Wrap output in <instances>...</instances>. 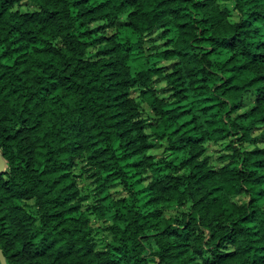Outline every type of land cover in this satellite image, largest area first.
<instances>
[{
    "label": "trees",
    "instance_id": "trees-1",
    "mask_svg": "<svg viewBox=\"0 0 264 264\" xmlns=\"http://www.w3.org/2000/svg\"><path fill=\"white\" fill-rule=\"evenodd\" d=\"M21 1L0 0L7 264H264V145L254 144L264 141V0H30L37 9L25 12ZM123 14L127 33H107ZM156 30L174 32L151 55L168 70L143 49ZM133 55L146 60L135 67ZM157 141L175 156L155 159ZM221 141L229 152L215 167L205 143ZM77 158L102 192L116 182L128 192L97 207L109 219L102 248L81 208ZM166 203L187 209L167 216Z\"/></svg>",
    "mask_w": 264,
    "mask_h": 264
},
{
    "label": "rangeland",
    "instance_id": "rangeland-1",
    "mask_svg": "<svg viewBox=\"0 0 264 264\" xmlns=\"http://www.w3.org/2000/svg\"><path fill=\"white\" fill-rule=\"evenodd\" d=\"M94 2H101L104 0H93ZM225 4H230L229 2ZM19 10L25 12V11H33L37 9V5L30 1V0H23L20 4L16 6ZM126 14L121 15L120 21L117 23L114 27H106L107 33L115 32L116 30L121 31L123 35L127 33L126 29ZM97 24H103L102 22H96L91 23L88 25L89 28H98ZM102 27V26H100ZM119 28V29H118ZM159 32V30H156L152 33H149L144 37V44L143 49L146 54V57L148 58L150 64L153 63L156 66H165V69H169L170 62L168 60L162 59L161 57H151L152 54L156 52H160L165 49L166 47V38H173L174 32L171 30L170 32L166 33V36H162ZM88 56L95 57L94 53L96 50V45H90L88 47ZM146 60L144 57H139L138 55H133L132 61L135 67L141 66L143 62ZM154 85L160 89L165 88V83L162 79H154ZM167 95V93H164ZM132 95L136 96L138 95V90L134 89L132 91ZM251 99V96L249 97ZM144 117L149 118L150 111L145 107ZM258 146H263L264 141L262 139H258L257 142L254 143ZM227 141H221V142H208L205 143V150L204 155L208 156L209 162L215 166H221L222 162L220 159V156L222 154H225L229 152L228 149H226ZM253 144H246L245 147L251 148ZM152 156L155 157V159H160L161 157L167 159L172 158L175 156L174 154L170 153L169 151L165 150V143L163 141H157L154 145V147L149 151ZM129 170V182H133L138 177H134L133 171H131L130 167L127 168ZM71 172L73 173V176L75 177V180L77 182V185L80 190V195L83 196V199L81 201V208L82 210L89 216L90 222L92 225V236L93 240L95 242V245L98 248H102L109 240L110 234L108 230L109 226V219L105 217H99L97 215V207L101 204H106L110 198H119L122 196H127L128 192L126 187L121 182H116L111 186L106 187V189L102 192L101 187L98 186V182L96 180V177L92 175L91 171L88 170V166L85 164L84 160L82 158H77L75 160V165L72 167ZM149 175L150 173L145 174L144 179L139 180L136 183V186L133 187L134 190H142L147 182L149 181ZM105 194H107L109 197H105ZM144 193L143 191H140V195L142 196ZM104 196V197H103ZM245 196L237 197V201H243L245 200ZM22 205L30 211L33 215L37 216V209L34 206L33 201H25L22 202ZM161 209H163L164 213L167 216L172 215H180V213L187 209V205L183 207L176 206L172 203H166L161 206Z\"/></svg>",
    "mask_w": 264,
    "mask_h": 264
},
{
    "label": "water",
    "instance_id": "water-1",
    "mask_svg": "<svg viewBox=\"0 0 264 264\" xmlns=\"http://www.w3.org/2000/svg\"><path fill=\"white\" fill-rule=\"evenodd\" d=\"M5 168H6V162L0 153V174H2L5 171ZM0 264H7L6 258L1 249H0Z\"/></svg>",
    "mask_w": 264,
    "mask_h": 264
}]
</instances>
